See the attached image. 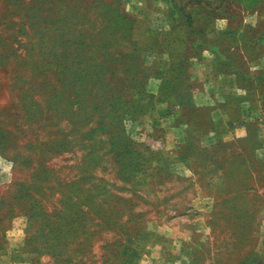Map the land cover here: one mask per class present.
<instances>
[{
    "label": "rangeland",
    "instance_id": "obj_1",
    "mask_svg": "<svg viewBox=\"0 0 264 264\" xmlns=\"http://www.w3.org/2000/svg\"><path fill=\"white\" fill-rule=\"evenodd\" d=\"M0 264H264V0H0Z\"/></svg>",
    "mask_w": 264,
    "mask_h": 264
},
{
    "label": "crops",
    "instance_id": "obj_2",
    "mask_svg": "<svg viewBox=\"0 0 264 264\" xmlns=\"http://www.w3.org/2000/svg\"><path fill=\"white\" fill-rule=\"evenodd\" d=\"M195 75H203V73H207V72H191ZM235 81L237 82L236 78H235ZM241 127H235L233 130H235V135L238 137V135H241V134H238V129H240ZM207 140H209V143H212L214 141H216L218 139V133L217 131H215L214 129L210 128L209 129V132L207 133ZM228 137V136H227Z\"/></svg>",
    "mask_w": 264,
    "mask_h": 264
}]
</instances>
